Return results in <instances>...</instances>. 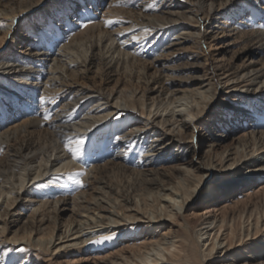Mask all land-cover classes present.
<instances>
[{"label": "bare ground", "instance_id": "bare-ground-1", "mask_svg": "<svg viewBox=\"0 0 264 264\" xmlns=\"http://www.w3.org/2000/svg\"><path fill=\"white\" fill-rule=\"evenodd\" d=\"M11 1L0 0V20L6 19L8 14L16 16L22 9L29 10L33 6L41 5L44 0L35 2L19 0L18 6L7 9ZM104 1L72 0L58 2L57 7L60 12L66 14L70 10L83 8L85 4L88 5V9L93 10ZM228 1L202 0L200 13L192 12L190 9L168 10L152 15L151 19L156 26L181 21L185 29L182 34L200 40L207 33V29L205 31L200 29L201 25L219 15L221 7ZM47 6L44 11L49 14L52 5ZM138 24L140 23H122L116 30H100L92 33L91 37L100 56L112 55L111 59L116 58L118 63H125L127 71L133 70L131 68L133 65L141 64L138 82L143 81L144 85L100 89L102 95L95 99L91 107L76 120H71L68 111H72L82 101L90 99L93 93L81 83V87L74 90L76 94L67 102L64 100L68 96L64 98L62 94L66 90L73 91L72 83H76L77 77L88 69L91 43L86 45L82 38L78 39L75 36L66 41L64 36L54 34L42 38L41 42L28 45L23 52L25 56L10 55L0 58V80L5 81L3 75L9 74V80L16 81L17 86V88L10 86L9 88H12L16 94L11 96L10 93V97L3 100L8 104L5 107L9 112L8 115L5 116L0 108V155L3 156L0 158V240L4 242L7 240L12 244L23 243L36 250L39 255L58 258L64 253H77L85 249L93 240L94 234L100 230L107 232L121 227V220L138 224L141 221L146 229L145 239L142 242L117 249L112 254L92 262H86L88 258L81 260L72 257L67 264H264V183L261 182L260 191L248 194L243 200H237L230 208L224 207L225 210L221 211L219 207H206L194 214L196 217L194 228L197 229L195 233L200 235L204 232L203 234L207 235L203 240L202 246H205L203 250L200 249L199 242L193 239L192 234L188 233L189 227L184 226V222L180 221L182 208L193 199V195L201 187H204L200 191L201 198L212 200L211 205L217 202L219 205L222 193L225 195L231 187L247 185L256 178L264 181V148H262L264 146H261L264 141V131L255 136L251 144L244 142L240 148L223 145L218 157L210 155L208 161L197 165L187 162L182 167L176 166V171H180L182 176L171 188L164 185V189L168 191L165 195L157 191V195L153 197L156 204L152 202L154 200L152 197L151 200L149 197H142L140 202L132 200V206L115 198L108 203L112 208L114 207L113 209H101L98 205L103 198L98 197L99 194L90 193L88 197L86 192H81L72 197L53 198V200H36L34 196L32 197V191L28 186L35 181L48 178L49 174L58 171L81 168V163L77 159H72L65 145L74 148L76 140L85 133L95 130L97 125L109 117L118 115L119 111L127 110L133 112L136 118L139 116L142 118L143 121L132 125L124 135L145 130L152 138L150 143L152 148L146 155H154L153 150L163 146L162 136L167 135L168 142L184 139L182 137L194 128L195 121H200V117L212 103L218 88L209 78L204 81L194 78L186 85L178 83L161 86H152L151 80H145L146 62L140 58L143 52L141 50L131 52L126 49L131 46L130 42L144 41L147 36L148 30L143 32L142 26L139 27ZM82 45L84 48L81 50L79 47ZM220 47L222 45L213 46L212 49ZM222 59L218 56L214 67L218 82L225 90V94L231 91H237L240 95L264 94V61L259 66H255L257 60L252 58L247 64L231 67L222 62ZM148 67L152 68V65ZM129 73L131 75L132 72ZM1 85L6 86L7 82H2ZM53 100L55 103L52 102ZM218 100L223 102L224 97ZM58 104L61 107L55 112L56 118L50 121L42 119V115H50V110L55 109ZM22 106L26 110L25 118L20 121L14 120L6 126L5 120L20 111ZM34 128L43 129L42 132L39 130L38 134H48L49 141L37 145L22 144V138L33 133ZM190 136L194 137V133L192 132ZM1 149H3L2 154ZM254 158H256L254 166H248L244 172L239 171L240 167L247 165L249 160L254 161ZM95 170V165L86 169L82 179L88 180L92 177L98 181ZM216 171L223 173V177L215 176L205 183L204 177ZM149 181L155 183L153 180ZM97 191L98 189L95 188L93 192ZM214 191L215 196L212 194ZM218 194L221 197L215 198ZM163 199L166 203H161ZM124 201L129 200L124 198ZM91 205L99 207L96 214L94 210H90ZM22 206L29 207L31 211L21 219L22 228L7 237L6 232L12 222L16 221L14 218H19L18 210ZM65 210L71 215L76 214L80 219L66 222L62 225L63 228L59 229L56 226L57 216ZM99 211L108 212L110 215H103ZM45 221L53 222L47 231L42 227ZM175 225L179 226L175 228ZM109 227L113 228L103 230ZM181 227L185 228L186 232ZM57 229L60 233L56 232ZM253 245L256 249H253ZM21 261L18 260V264H21Z\"/></svg>", "mask_w": 264, "mask_h": 264}, {"label": "rangeland", "instance_id": "rangeland-1", "mask_svg": "<svg viewBox=\"0 0 264 264\" xmlns=\"http://www.w3.org/2000/svg\"><path fill=\"white\" fill-rule=\"evenodd\" d=\"M31 1L35 2L36 0ZM70 1L72 0H44L41 5L33 6L29 10L22 9L19 13L17 11L19 15L16 16L8 14L6 19L0 20V25H3L0 27V38H3L0 40V58L10 55L13 57L25 56L23 52L26 51L28 45L41 42L42 38L51 37L54 34L64 36L66 41L75 36L78 39L82 38L86 45L91 43L92 48L89 51L87 62L88 69L77 77V82L75 81L77 84L72 83L73 91L66 90L62 96L64 98L68 96L64 100L65 102L70 100L69 98H73L72 95L76 94L74 90L81 87V83L91 90L93 96L82 101L81 105H77L72 111H68L70 113L67 112L71 120L78 119L83 112L91 107L92 102L102 95L100 89L144 85L143 81L138 82V72L142 69L141 64H135L131 67L133 70L127 71L125 63H118L116 58L111 59L112 55L100 56L97 46L93 44L92 33L105 29L116 30L122 23H140L138 25L142 26L143 32L144 30L149 31H147L144 41H132L130 42L131 46L126 49L131 52L140 50L143 52L140 58L146 62L145 80H151L152 86L178 83L186 85L194 78H199L202 81L209 78L217 85L218 89L212 103L200 117V121H195L194 128L182 137L184 139L168 142V136H162L163 146L153 150L154 155H146L152 148L150 147L152 138L145 130H139L132 135H124L132 125L143 121L142 118L140 116L136 118L133 112L127 110L119 111L118 115L104 120L103 123L96 126V129L94 128L95 130L85 133L80 138L84 141L82 153L77 158L81 163V168L49 174L48 178H41L28 186L34 199L53 200V198L72 197L77 193L86 192L88 197L90 193L99 194L98 197L102 196L103 200L98 205L101 209H113L114 207L112 208L108 203L115 198L132 206V200L140 202L142 197L153 198L157 191L164 195L168 193L164 189V185L171 188L182 176L180 171H176V166L182 167L187 162L197 165L200 162L208 161L210 155L218 157V154L223 150V145H227V147L239 146L240 148L244 142L251 144L253 138L264 131V94L240 95L237 91L225 94V90L218 82L214 67L215 59L218 56L223 58L222 62L231 65V67L247 64L252 58L257 60L254 63L255 66H259L264 61V0H229L221 7L219 15L201 25L200 29L204 31L207 29V33L205 32L203 39L200 40L193 36L183 35L182 32L185 29H183L184 23H180L181 21L156 26L151 17L168 10L190 9L192 12L200 13L202 0H126V2L107 0V3L105 0L103 4L93 10L77 8L66 14L58 10V2ZM18 2L19 0H12L7 9L11 6H18ZM47 5H52L49 14L44 11ZM54 13L57 14L54 15ZM13 17L14 19H12ZM106 19L112 20L114 23L106 27L104 24ZM84 23H87V27L83 26ZM141 28L140 30H142ZM5 31L6 34H4ZM219 45L222 47L212 49L213 46ZM83 48V45L79 47L81 50ZM149 65H152V68H149ZM129 72H132L131 75ZM8 77H10L9 74L3 75L5 81L0 80V108L5 116L9 112L5 108L8 104L3 100H7L10 93L11 96L16 94L12 88H9L12 85L16 86V81H10ZM2 82H7L6 86L8 87L2 86ZM220 97H224L223 102H219L218 98ZM23 105L25 106L24 103ZM24 106L20 111L9 118L7 117L6 126L14 120L20 121L25 118ZM60 107L58 104L55 109L50 110V120L56 118L55 112L60 110ZM38 108H41L39 104ZM39 130L43 131V129L34 128L33 133L23 137L21 143L37 145L48 142V134H38ZM192 132L194 137L190 136ZM261 146H264V141ZM2 152L3 149H1V154ZM2 157L0 155V158ZM192 158L193 160H191ZM255 162L256 158L254 161L249 160L248 164L240 167L239 171L244 172L248 166H254ZM92 165L96 166L95 177L98 181L92 177L88 180L82 179L85 175L84 171ZM219 175L223 177L224 174L218 171L209 173L204 177L205 183ZM149 180H153L155 183L152 184ZM76 181H81V183H76ZM261 182L264 183L260 178H256L244 185L245 187L236 185L226 191L225 195L222 193V197L219 196L218 190L219 194L215 198L219 196L221 201L219 205L218 202L215 203V206L211 205L212 200L206 197L201 198L200 191L204 188L201 187L193 195V199L184 205L180 213L182 215L180 221L184 222V226L189 227L188 233L192 234L193 239L199 242L201 250L205 248L202 244L207 235L203 234L204 232L200 235L195 233L197 229L194 228L196 221L194 214L206 207H219L221 211L227 207L230 208L237 200H243L248 194L260 191ZM95 188L98 189L96 193L93 192ZM212 194L215 196L216 192L214 191ZM123 197L129 201H124ZM179 199L177 198V200ZM152 202L157 203L155 199ZM161 203H166V201L163 199ZM90 207V210H94L95 214L99 210H97L99 207L94 205ZM18 211L19 218H14L16 221L12 222L6 232L7 237L11 236L15 230L22 228L21 219H24L31 209L22 206ZM99 213L110 215L105 211H99ZM126 213L132 214V212ZM110 217L115 218V216ZM76 219H80V217L76 214L71 215L66 210L61 211L57 216L56 226L62 229L64 223H70ZM52 223L45 221L42 225L43 230H49ZM141 223V221L138 224L121 220V227L104 228L103 230L113 229L107 232L100 230L94 234L93 240L88 243L85 249L77 253H64L58 258L39 255L36 250L23 243L12 244L7 240L5 242L0 240V264H18V260H22L21 264H67L72 257L81 260L88 258L86 262H92L112 254L117 249L142 242L145 239L146 229ZM183 230L186 229L183 228ZM56 232L60 233V230L57 229ZM105 237L108 239H104ZM97 240L102 242L94 243ZM253 249H256L255 245H253ZM29 256L32 257L29 258Z\"/></svg>", "mask_w": 264, "mask_h": 264}, {"label": "snow or ice", "instance_id": "snow-or-ice-1", "mask_svg": "<svg viewBox=\"0 0 264 264\" xmlns=\"http://www.w3.org/2000/svg\"><path fill=\"white\" fill-rule=\"evenodd\" d=\"M121 2H126V0H121ZM106 3H107V0H106ZM87 8H88V5L85 4V6L83 7L82 10H87ZM113 23H114V21H112V20L106 19L104 21V24L106 27L112 25ZM2 26L3 25H0V27H2ZM83 26L87 27V23H84ZM40 99H43V97H40ZM52 102L55 103L54 100ZM42 119H44L45 121H50L51 117L48 114H44V115H42ZM74 143H75L74 148H71L68 145H65V147L68 148V151L70 152L73 160L77 159L81 155L84 141H83V139H79V140H76ZM76 183H81V181H76ZM104 239H108V237H105ZM101 242L102 241H100V240L94 241V243H101Z\"/></svg>", "mask_w": 264, "mask_h": 264}]
</instances>
